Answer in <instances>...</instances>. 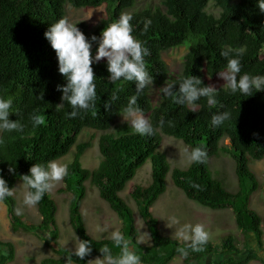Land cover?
I'll list each match as a JSON object with an SVG mask.
<instances>
[{
  "label": "trees",
  "instance_id": "1",
  "mask_svg": "<svg viewBox=\"0 0 264 264\" xmlns=\"http://www.w3.org/2000/svg\"><path fill=\"white\" fill-rule=\"evenodd\" d=\"M137 3L138 0H0V98L12 100L8 119L19 120L25 125L22 132L0 133V175L9 188H15L21 182L20 176L28 174L31 166L57 161L76 147L59 193L72 195L70 224L81 240L90 241L92 251L83 260L73 256V264L103 259L99 249L105 245L114 256L120 254V248L110 239L97 240L88 233L81 212L87 183L121 218L120 232L125 240L132 242L141 264H171L176 258L183 264H212L206 263L211 256L220 258L217 264L254 261L264 264L248 240V236L254 234L264 251V219L250 207L251 197L260 187L250 163L264 160V91L244 96L228 94L225 87L214 88L218 100L214 106L207 105L206 98L195 102V107L179 105L172 98H165L163 93L154 105L150 97L152 86L164 88L172 83L173 92H176L182 76L198 77L200 87L212 86L211 82L219 77L226 64L225 58L220 56L223 46L244 48L241 74L264 75V13L259 11L257 0H152L143 7H137ZM210 4L218 10L217 14L209 11ZM66 5L75 9L104 7V15L96 26L90 27L84 21L74 23L86 38L97 37L91 41L92 55H95L103 29L121 13L131 15L132 35L149 49L145 68L152 77L151 84L137 93L135 82L110 83L107 62H95L92 64L97 93L95 107L74 119L66 118L71 108L61 100L62 92L57 91V85H65L66 80L58 72L55 51L44 37L50 24L66 18ZM145 19L151 21L147 31H143ZM180 47H186L187 52L180 71L173 75L163 53ZM113 95L118 99L112 101ZM132 95L137 96V105L154 127L151 137L132 134L128 122L116 123ZM105 104H108L107 109ZM61 105L63 107L58 108ZM225 110L231 113V118L221 126H211V116ZM33 113L44 121L35 128L28 119ZM161 120L164 121L162 126ZM169 120L172 126L168 125ZM84 129L103 133L99 138L101 162L93 170L84 168L80 162L90 147L87 142L77 143ZM110 129H114L113 132L106 133ZM164 136L183 142L189 151L194 147L206 151L204 163H192L185 170L175 168L171 172L172 182L187 199L204 207L231 209L241 238L226 235L221 245L208 239L202 251L193 252L189 248L187 256H182L177 248H183L186 242L161 233L151 208L166 192V177L171 170L166 157L157 152ZM226 140L229 144H225ZM221 154L235 161L236 193L229 192L209 170L210 159ZM147 163L152 167L150 184L135 185L130 194L151 236V244L143 245L138 240L140 231L135 211L120 194ZM11 164L15 167L12 174L7 171ZM193 183L199 187L193 188ZM1 202L7 208L13 232L37 234L54 230L55 246L46 242L54 256L44 258L40 264H66L65 256L74 250L59 243L57 205L49 192L36 205L41 216L38 223L25 222L23 216L17 214V201L13 196ZM4 250L7 262L13 261L14 244L0 239V256Z\"/></svg>",
  "mask_w": 264,
  "mask_h": 264
},
{
  "label": "clouds",
  "instance_id": "2",
  "mask_svg": "<svg viewBox=\"0 0 264 264\" xmlns=\"http://www.w3.org/2000/svg\"><path fill=\"white\" fill-rule=\"evenodd\" d=\"M257 7L261 13H264V0H257ZM131 20V15L121 13L114 22L108 24L100 34V42L95 55H92L91 52V41H95L97 37L86 38L76 24L69 23L66 18L58 19L55 23L50 24L48 30L45 31L44 37L55 51L58 72L66 80L65 85H57V91L62 92L61 100L66 101L71 108V111L66 113V118L74 119L81 112L95 107L97 93L92 64L99 62L102 58H106L107 61L108 82L115 83L120 80L135 82L137 93L146 85L151 84L152 77L145 68V57L150 54L149 49L132 35ZM150 24L151 21L145 19L143 31H147ZM243 52V47L233 49L231 46H223L220 51V56L225 58L226 64L224 70L219 72V76L227 82L225 90L231 95L239 93L250 96L254 92L264 91V75H251L247 72L241 74ZM200 84L201 80L198 77L182 76L178 81L176 92H173L172 83L162 88L161 92L165 98H172L179 105L195 107V102L201 98H206V103L209 106L216 105L218 103L216 90L212 86L200 87ZM111 99L115 101L118 97L113 95ZM60 107L63 105L58 106V108ZM107 107L108 104H105L106 109ZM11 108V99L0 98V133L22 132L25 127L19 120L10 121L8 119ZM121 116L124 120L130 121L132 134L141 137H151L154 134L152 123L137 105L136 95L128 98L127 104L121 109ZM230 118L231 113L227 110L217 112L211 116L210 124L213 127H218ZM28 119L33 128L44 123L43 118L35 113L31 114ZM172 123L171 120L168 121L169 126H172ZM163 124L164 121L161 120L160 125ZM186 159L190 164H202L207 159V153L202 147H194L190 151L186 150ZM7 171L10 174L15 173L14 164H11ZM67 175V164L58 163L55 160L49 161L47 164H34L30 167L28 174L20 176L25 189L22 204L28 207L37 205L44 195L53 188L54 183L62 181ZM192 187L198 188L199 185L193 183ZM15 190V188H9L3 175H0V201L12 197ZM166 222L169 228L179 224V220L175 216H170ZM98 231L102 232L104 229L98 227ZM175 237L186 242L183 248H177V252L182 256H187L189 248L193 252L203 250V246L208 240V232L205 231L202 224L186 223L177 228ZM108 238L120 248V254L114 256L105 245L99 249L103 261L100 259L96 261L101 264H141L140 256L131 246L132 242L125 240L120 231L113 230ZM91 251L90 241L79 240L74 251L68 252L65 256L66 264H73V256L83 260Z\"/></svg>",
  "mask_w": 264,
  "mask_h": 264
},
{
  "label": "rangeland",
  "instance_id": "3",
  "mask_svg": "<svg viewBox=\"0 0 264 264\" xmlns=\"http://www.w3.org/2000/svg\"><path fill=\"white\" fill-rule=\"evenodd\" d=\"M236 1V0H233ZM152 0H138L137 7H143L145 4L151 3ZM209 11L218 13L214 5H209ZM66 19L69 23H76L79 21L86 22L90 27L96 26L101 17L104 15V8L97 9H75L69 5L65 8ZM187 48L180 47L172 49L163 53V59L169 66L171 73L176 75L181 68L183 56L186 54ZM99 62H107L106 58H102ZM213 88L225 87L226 81L222 77H217L212 82ZM163 87L152 86L150 97L154 105L158 104L161 99ZM128 122L121 116L117 120L118 123ZM114 129H110L106 133H112ZM103 134L99 131L84 129L77 138V143H90V147L84 152L80 158L81 165L84 168L93 170L97 168L101 162V155L99 151V138ZM229 144V141H224ZM186 150L189 148L181 141L172 137L164 136L157 152L163 154L168 160L171 170L166 177V192L158 199V201L151 208L153 216L159 221V227L163 235L175 237V231L183 224H202L205 231L208 232V239L215 245H221V240L226 235L235 236L236 239L241 238V232L236 226L235 216L231 209L213 210L204 207L194 201L185 197L182 191L176 188L171 179V172L175 169L185 170L192 164L188 163L186 159ZM76 152L74 147L66 156L57 160L58 163L67 164L73 161ZM250 168L256 175L260 184L259 189L252 195L250 200V207L259 213L264 219V160L254 161L250 163ZM151 163H147L140 170L137 171L133 181H131L126 190L120 194L121 198L134 209L136 215V223L140 231L139 242L143 245L151 244V236L147 230L144 220L138 214L135 203L131 200V192L135 185L147 186L151 182ZM209 170L213 177L222 182L225 188L231 192L238 191V182L235 172L234 159L226 154L214 156L209 161ZM87 186V194L82 202L81 212L84 217L88 233L91 237L97 240L109 239L108 236L113 230L121 231L122 220L115 212L111 210L106 202H104L98 194V191L89 183ZM63 187V180L54 183L53 188L49 191V195L53 198L57 205L56 223L58 231L59 243L70 250H74L77 246L79 236L74 232L69 219V207L72 199L71 194L59 193V189ZM13 197L17 201V212L23 216L25 222L38 223L41 219L38 213L37 206L28 207L22 204L23 192L25 189L22 183L16 184ZM170 216H175L179 220V224L172 228L167 227V220ZM264 226V225H263ZM103 228L104 231H98ZM39 232L37 234L15 233L10 228V222L7 216V209L4 203L0 201V239L10 241L14 244L16 249L15 258L11 262L6 260V251L0 256V264H40L41 260L46 257L54 255L51 247L46 245L54 244L55 233ZM249 244L264 261V251H262L257 242L256 236L250 234L248 236ZM264 245V236H263ZM182 241V240H180ZM100 258L91 259L89 264H101L96 261ZM103 261V259H100ZM220 258L211 256L206 263L217 264ZM171 264H183L181 259L176 258ZM250 264H260L256 261Z\"/></svg>",
  "mask_w": 264,
  "mask_h": 264
}]
</instances>
